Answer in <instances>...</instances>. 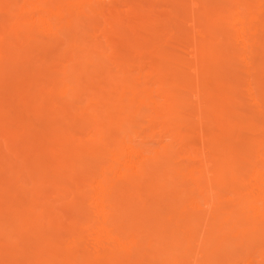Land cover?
<instances>
[{
  "label": "bare ground",
  "instance_id": "6f19581e",
  "mask_svg": "<svg viewBox=\"0 0 264 264\" xmlns=\"http://www.w3.org/2000/svg\"><path fill=\"white\" fill-rule=\"evenodd\" d=\"M0 264H264V0H0Z\"/></svg>",
  "mask_w": 264,
  "mask_h": 264
}]
</instances>
